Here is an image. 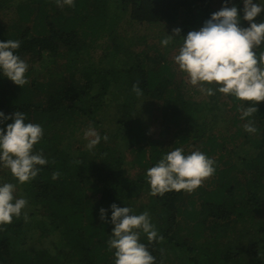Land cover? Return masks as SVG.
Here are the masks:
<instances>
[{
    "label": "trees",
    "instance_id": "trees-1",
    "mask_svg": "<svg viewBox=\"0 0 264 264\" xmlns=\"http://www.w3.org/2000/svg\"><path fill=\"white\" fill-rule=\"evenodd\" d=\"M213 3L75 0L60 8L54 0H0L1 16L18 15L0 22V40L21 41L16 51L29 65L23 87L0 74V110L40 123L44 136L34 150L48 158L36 178L17 185L30 218L0 228V264H114L106 243L112 203L149 211L164 237L149 243L141 235L155 264H264V101L253 114L259 131L249 134L239 109L253 102L219 92L203 101L186 96L173 61L179 37L225 0ZM233 4L243 17L242 0ZM153 24L177 39L162 46L167 33L150 35ZM136 83L142 96L132 91ZM89 126L109 136L93 151L83 139ZM175 147L205 152L216 171L192 192L153 196L146 170ZM0 180L16 183L7 169ZM253 226L261 238L250 237ZM245 231L250 240L239 238Z\"/></svg>",
    "mask_w": 264,
    "mask_h": 264
},
{
    "label": "clouds",
    "instance_id": "clouds-1",
    "mask_svg": "<svg viewBox=\"0 0 264 264\" xmlns=\"http://www.w3.org/2000/svg\"><path fill=\"white\" fill-rule=\"evenodd\" d=\"M64 8L75 6V0H54ZM243 17L233 4L224 6L211 14L203 26L180 36L182 41L178 53L173 57L175 65L185 74L186 83L202 94L213 96L217 92L230 95L239 101H250L247 107L240 108V119L247 120L244 130L256 134L253 114L258 111L257 102L264 101V0H242ZM249 26H241V20ZM180 34L181 29L175 28ZM167 33L161 38L162 46L167 47L176 40ZM21 41L0 40V74L15 84L24 86L28 82V63L16 51ZM132 91L143 95L139 84H133ZM23 111H15L10 116L0 110V125L12 119L5 127H0V169H7L16 183L0 180V228L23 216L29 220L28 200L17 196L18 184H25L37 177L40 166L48 163L43 150H34L44 136L40 123L27 120ZM85 147L93 151L101 141H108L107 133L101 135L94 127L83 131ZM216 171L215 161L205 152L197 149L186 153L183 147H175L164 153L151 167L147 168L145 179L150 194L163 196L170 191L192 192ZM59 173H53L55 179ZM111 224L114 227L107 239V248L113 252L114 264H155L156 257L148 245L141 241L145 235L149 243L164 239L152 223L148 210L135 213L130 206L120 207L112 203ZM107 210L99 209L100 219H106Z\"/></svg>",
    "mask_w": 264,
    "mask_h": 264
},
{
    "label": "rangeland",
    "instance_id": "rangeland-1",
    "mask_svg": "<svg viewBox=\"0 0 264 264\" xmlns=\"http://www.w3.org/2000/svg\"><path fill=\"white\" fill-rule=\"evenodd\" d=\"M113 1V0H112ZM220 6V0H214V3H213V8H215V7H219ZM112 7H114V5L112 6ZM2 13H7L8 15L6 16V17H3V16H1L0 15V22L1 23H3V24H8L9 22H11V21H15V20H17V18H18V15H17V13L16 12H14V11H9L8 12V10L7 11H5L4 12V10H2ZM165 25L164 24H161V25H151L150 26V28H149V30H148V32L147 33H150V35H152V36H154V37H157V36H162V34H163V36L166 34V33H168V29H167V27H164ZM241 26H243V27H247V24L244 22V20L242 19L241 20ZM170 33H172V32H170ZM127 43H131V40L130 39H128L127 40ZM132 43H133V41H132ZM175 44V43H174ZM176 45V44H175ZM125 46H127V45H125ZM177 47V48H176ZM176 47H173L172 46V48H174L173 49V53L175 54V53H177L178 52V50H179V45H177ZM180 71V70H179ZM180 74H182L181 76L183 77V80H184V82H185V85H184V92H185V95L186 96H188V97H194V98H196V99H198V100H207L208 98H207V95H204V94H202L200 91H198L196 88H194L193 86H191L190 84H188V83H186V77H185V75L180 71ZM176 76H177V78H179L180 77V75L179 74H176ZM83 126H80V128H82ZM36 150H39L38 148L36 149ZM263 201H264V198H263ZM263 205H264V202H263ZM255 226H253V227H251L250 228V237L252 238V239H258V238H261L262 237V235L254 228ZM247 236H249V231H245L244 233L242 232L241 234H240V239H242V240H246L247 238L249 239V237H247ZM40 240V236H37L36 238H35V241H37V240ZM42 240H44L43 238H42ZM250 240V239H249ZM263 257V259H264V255L262 256Z\"/></svg>",
    "mask_w": 264,
    "mask_h": 264
}]
</instances>
